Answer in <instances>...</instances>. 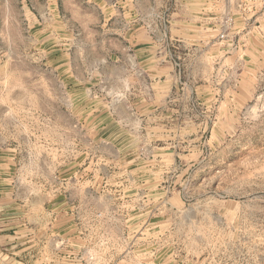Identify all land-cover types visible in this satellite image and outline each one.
Wrapping results in <instances>:
<instances>
[{
  "label": "rangeland",
  "instance_id": "rangeland-1",
  "mask_svg": "<svg viewBox=\"0 0 264 264\" xmlns=\"http://www.w3.org/2000/svg\"><path fill=\"white\" fill-rule=\"evenodd\" d=\"M72 1L0 0V242L71 264H264V0L219 23L226 40L242 16L243 40L172 92L179 108L114 100L118 24H80Z\"/></svg>",
  "mask_w": 264,
  "mask_h": 264
},
{
  "label": "crops",
  "instance_id": "crops-1",
  "mask_svg": "<svg viewBox=\"0 0 264 264\" xmlns=\"http://www.w3.org/2000/svg\"><path fill=\"white\" fill-rule=\"evenodd\" d=\"M75 1L79 2L77 3L79 8H84L83 11L79 10V15L76 12L78 15L77 20L74 19L76 22L82 24L113 20L118 24V29L110 34L115 45L107 48V52L113 56L111 70L115 86L118 87V93L114 98L116 101L125 100L126 94L133 92L134 96L138 97L135 101L138 104L151 103L149 107L152 108L159 103L165 108L167 103L172 102L179 108L181 103L178 98L168 101L172 92L174 91L178 97L183 87L187 85L196 87L203 79L202 72L207 65V56H229L237 49L229 43L231 41L234 43L236 39L243 40L242 16H237L236 20L239 21H235L234 18V22L241 23V26L234 34L228 35L226 40H222L218 32L219 23L226 17L242 14L243 0ZM72 4H74L72 0H63L64 6L73 7ZM86 6L92 9L95 19L91 17L93 14L86 15L88 13L85 10ZM166 17L170 26L165 32L159 24ZM102 35L109 36L104 32ZM228 58L223 59L224 66L230 65ZM177 60L183 68V76L177 73L175 66ZM215 65L216 61L212 62L211 69L207 68L212 70ZM137 88L142 89V92L137 94ZM182 96L191 99L194 94L191 90L190 95L183 92ZM98 131L104 133L100 128ZM7 215L6 205L0 206V219L5 222ZM1 225L4 224L1 222ZM3 237L8 241V235ZM36 243L0 242V257H7L2 264H24L26 247H35ZM13 248L15 250H12ZM13 259L14 263L9 262Z\"/></svg>",
  "mask_w": 264,
  "mask_h": 264
},
{
  "label": "built area",
  "instance_id": "built-area-1",
  "mask_svg": "<svg viewBox=\"0 0 264 264\" xmlns=\"http://www.w3.org/2000/svg\"><path fill=\"white\" fill-rule=\"evenodd\" d=\"M175 66L180 68V64L178 60L175 62ZM35 247L27 246L25 249V257L23 258V262L34 261L35 264H71L70 260L71 256H62L56 258L54 255L46 254L45 247L47 242H37ZM31 251H28L31 249ZM33 259V260H32ZM72 261V260H71Z\"/></svg>",
  "mask_w": 264,
  "mask_h": 264
}]
</instances>
